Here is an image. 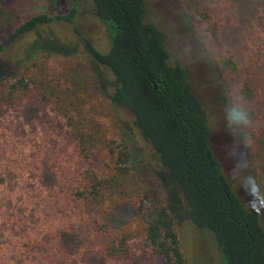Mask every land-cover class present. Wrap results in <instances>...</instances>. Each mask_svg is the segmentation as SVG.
<instances>
[{"label":"trees","instance_id":"16d2710c","mask_svg":"<svg viewBox=\"0 0 264 264\" xmlns=\"http://www.w3.org/2000/svg\"><path fill=\"white\" fill-rule=\"evenodd\" d=\"M61 1L57 0L55 6ZM64 1L71 6L67 14L52 16L42 12L32 15L6 36L4 42L20 40L51 23H72L81 0ZM86 1L91 4V14L103 24L110 39L106 53L97 51L87 40L83 41L85 53L92 59L91 73H76L66 63L61 72L41 74V80L35 77V65L31 74L25 76L29 69L24 73L22 70L39 53L63 58L77 54L75 46H69L67 51L47 48L42 42L49 38L41 37L24 49L23 59L17 66L9 69L0 62V109L31 107L27 110L29 113L35 104L51 106L65 121L80 160L102 148L113 155L114 168L109 176H100L92 169L83 172L76 169L63 192L75 206L86 207L89 211L119 208L116 220L109 216V220H115V225L107 223L104 217L107 213L98 220L83 223L79 233L72 230L67 250L71 253L81 240L95 237L104 241L108 260L131 261L130 237L121 230L123 214L131 212L141 220L143 254L152 253L161 260L159 264H185L178 235L184 221L213 237L221 264H264V217L259 207L252 210L244 203L215 157L207 103L195 92L186 68L178 60L171 61L166 35L145 21L144 0ZM176 1L182 21L189 26L202 23L205 12L196 0ZM227 1L233 9L229 16L233 29L225 38L226 43L239 42L241 30L246 27H264V0ZM50 8L46 1L42 9ZM12 21V12L0 5V29L12 25ZM217 30L214 26V35ZM3 46L0 43V53ZM257 59L254 71L249 69L247 77L240 73L231 57L223 58L219 69L213 66L209 73L224 90L223 104L230 105L238 97L243 100L251 118L248 130L244 131L252 140L251 145L245 147L248 166L260 176L264 173V157L259 154L260 147L264 150V130H259L258 126L261 119L264 120V113L261 114L257 107L264 105L258 96L259 84H262L264 98V53H259ZM259 62L262 64L257 68ZM204 64L201 69L210 68ZM100 68L110 73L111 81L101 76ZM92 81L115 114L119 111L131 118L129 124L114 117L117 129L124 135L121 145L109 141L105 136L106 126L94 121L95 116H108V113H99L94 105L95 96L89 89ZM90 106L93 108L89 109ZM130 132L150 147L156 159L154 168L143 164L140 169L130 167L132 152L124 145ZM257 159L259 165H256ZM19 230L24 242L17 249L48 250L45 241L35 233V225L31 229L24 221Z\"/></svg>","mask_w":264,"mask_h":264},{"label":"rangeland","instance_id":"374dc122","mask_svg":"<svg viewBox=\"0 0 264 264\" xmlns=\"http://www.w3.org/2000/svg\"><path fill=\"white\" fill-rule=\"evenodd\" d=\"M46 1L51 8L44 11L42 8ZM196 1L205 12L200 24L189 26L182 21L179 3L176 0H144L145 21L166 35L171 61L174 63L178 60L186 68L193 80L195 92L207 103L213 152L225 175L247 204L250 197L240 180H234L230 176L235 161L227 157L225 145H232L235 141L227 129L225 108L228 105L222 102L224 90L217 79L215 81L212 79L209 70L211 71L213 66L219 69L222 59L231 57L240 73L247 77L249 69L254 71L258 54L264 53V27L254 25L253 28L242 29L240 41L229 45L225 38L233 29L229 18L232 15V6L230 7L227 0ZM56 2L57 0H0V5L7 7L13 14L12 25L0 29V43L4 44L0 53V62L3 66L9 69L17 66V62L23 59L24 49L34 39L41 37L49 38L48 41L42 42L47 48L67 51L75 46L77 54L63 58L39 53L28 64L26 63L22 73L27 68L29 70L25 71V76L31 74L35 65V77L41 80V74L46 72L53 75L61 72L66 63H69L76 73L88 75L92 72L90 66L92 59L86 55L83 41L87 40L97 51L106 53L110 48V39L103 24L91 14L89 1H80L72 23H51L20 40L4 42L6 36L32 15L42 12L52 16L64 15L71 10L68 2L63 0L55 6ZM214 26L218 29L216 35L213 34ZM204 63L210 65V68L201 69ZM261 64L259 62L257 68ZM99 71L108 81L112 80L110 73L104 72L102 68ZM259 87L261 89L258 96L261 102L264 101L262 84H259ZM89 89L95 96L93 102L98 112L108 113V116H95L94 121L100 126H106L105 136L109 141L114 140L115 145H121L124 135L119 128L117 129L114 117L129 124L131 118L119 111L115 114L97 92L93 81ZM101 101L104 102V106ZM32 107L29 113L27 110L31 107L26 110L18 106L0 109V264H159L161 260L152 253L147 252V256L143 254L141 220L135 214L131 215V212L123 214L125 218L121 229L130 237L129 249L133 254L131 261L108 260L104 252V241L95 237L87 238L83 242L81 240L71 253L67 250L70 246L67 240L71 238L72 230L79 233L83 229V223L98 220L106 213L104 217L107 223L114 227L119 208L105 212L103 208L89 211L86 207L75 206L63 192L66 190L65 185H68L66 183L72 180V173L76 169L81 172L92 169L96 174L107 177L114 168V159L107 149L102 148L93 150L88 158L80 160L65 121L52 110L51 106L35 104ZM92 108L93 106L89 107ZM257 108L261 114L264 113V105ZM261 121L258 128L264 130V120ZM245 130L248 129L245 128L243 131ZM124 143L132 152L130 167L140 169L142 164L150 168L156 166L152 150L136 134L130 132ZM261 150L260 147L259 154L264 157L262 152L264 150ZM238 151L243 153L248 161L245 146H241ZM259 163L257 159L256 165ZM255 173L253 168L248 166L242 175H251L256 179ZM258 174L256 173V181L264 191V173H260V176ZM122 208L126 207L120 209ZM259 209L261 217H264V205L259 206ZM109 216H113L115 220H109ZM24 221L31 229L35 225V233L45 241L47 251L17 249L19 244L24 242L19 230ZM178 235L185 264H221L212 236L202 233L186 221L179 226Z\"/></svg>","mask_w":264,"mask_h":264},{"label":"clouds","instance_id":"9594fccd","mask_svg":"<svg viewBox=\"0 0 264 264\" xmlns=\"http://www.w3.org/2000/svg\"><path fill=\"white\" fill-rule=\"evenodd\" d=\"M225 119L228 132L235 141L232 145H225L227 157L235 161L230 176L234 180H240L243 189L250 197L247 206L252 210H256L259 206L264 205V191L261 190L255 177L242 175L248 167V161L244 154L238 151L241 146L248 147L252 143L250 136L245 135L243 131L250 126L251 118L244 107L242 98L238 97L230 105L226 106Z\"/></svg>","mask_w":264,"mask_h":264}]
</instances>
